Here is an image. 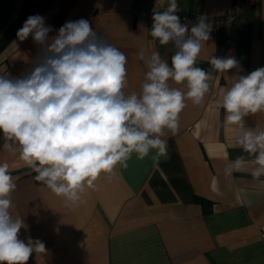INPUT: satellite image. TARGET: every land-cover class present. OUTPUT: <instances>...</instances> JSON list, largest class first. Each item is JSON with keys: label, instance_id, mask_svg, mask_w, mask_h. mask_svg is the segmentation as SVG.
Here are the masks:
<instances>
[{"label": "crops", "instance_id": "0c3cea01", "mask_svg": "<svg viewBox=\"0 0 264 264\" xmlns=\"http://www.w3.org/2000/svg\"><path fill=\"white\" fill-rule=\"evenodd\" d=\"M25 0H0V75L18 78L29 73L42 56L31 35L18 30L2 36L18 16ZM33 15L44 17L55 36L68 21L81 18L127 57L125 91L139 92L147 68L140 50L158 51L171 64V43L160 45L147 28L149 8L166 10L168 0H26ZM180 12L217 16L230 4L236 11L237 39L223 36L205 42L196 66L211 71L212 55L234 57L236 68L213 72L210 90L200 105L186 100L180 127L166 130L168 155L158 164L154 151L144 159L134 153L127 168L116 169L111 181L102 174L94 189L76 204L57 197L34 180L31 169L3 146L0 163L7 162L17 184L12 193L15 217L23 220L19 239L40 240L45 252H33L26 264H264V177L250 171L225 178L226 165L240 155L235 146L239 129L224 122V90L234 79L264 67V0H178ZM178 13V14H179ZM171 86L186 92V84ZM246 126L264 129V112L245 118ZM251 167V166H250ZM200 197L206 203L197 201Z\"/></svg>", "mask_w": 264, "mask_h": 264}, {"label": "clouds", "instance_id": "9594fccd", "mask_svg": "<svg viewBox=\"0 0 264 264\" xmlns=\"http://www.w3.org/2000/svg\"><path fill=\"white\" fill-rule=\"evenodd\" d=\"M178 0H168L166 10L153 9L149 32L160 45L173 44L171 64L158 51L140 50L137 58L147 71L139 92L127 93V57L79 19L62 25L55 36L44 17L29 16L17 36H32L42 56L27 74L18 78L0 75V132L3 148L19 155L57 197L70 204L95 188L103 174L111 181L116 169L127 168L135 153L158 164L168 155L166 130L173 135L180 127L186 100L203 103L210 90L213 72L236 68L234 57L212 55L211 71L196 66L213 25L207 16L182 22ZM186 84L187 91L171 86ZM221 107L224 122L236 126L235 146L244 155L230 161L225 178L250 171L254 180L264 177V129L248 127L245 118L264 112V67L234 79L224 90ZM251 166V167H250ZM17 184L7 162L0 163V264H26L33 252H45L40 240L19 239L23 220L15 217L12 193Z\"/></svg>", "mask_w": 264, "mask_h": 264}, {"label": "built area", "instance_id": "2783aa9c", "mask_svg": "<svg viewBox=\"0 0 264 264\" xmlns=\"http://www.w3.org/2000/svg\"><path fill=\"white\" fill-rule=\"evenodd\" d=\"M159 7L157 4H153L149 8L148 16H147V28L150 32L153 24L152 16L153 9ZM181 17L182 22L189 23L191 26L192 23L196 22V18L199 15H194L190 12H180L178 14ZM208 21L213 25V31L211 32V36L213 38L217 36H223L225 40L230 45H234L237 39V24H236V11L234 4H230L228 9L221 15L217 16H207ZM173 46V44H172ZM173 49L175 50L174 46Z\"/></svg>", "mask_w": 264, "mask_h": 264}, {"label": "trees", "instance_id": "16d2710c", "mask_svg": "<svg viewBox=\"0 0 264 264\" xmlns=\"http://www.w3.org/2000/svg\"><path fill=\"white\" fill-rule=\"evenodd\" d=\"M33 7L28 4V2L25 0L22 8L18 14V16L16 17V19L10 24V26L7 28V30L5 31L4 35L2 36V38L4 39V41L8 38L9 33L16 31L17 29H19L24 22L26 21V19L29 16L33 15ZM32 174L35 176L36 173L32 172ZM41 183V182H39ZM197 201H200L202 203H206V200L200 197H196L195 198Z\"/></svg>", "mask_w": 264, "mask_h": 264}]
</instances>
